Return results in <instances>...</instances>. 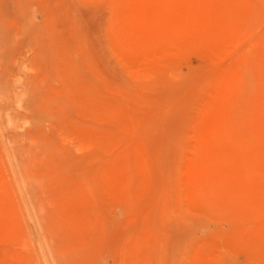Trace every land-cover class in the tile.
I'll list each match as a JSON object with an SVG mask.
<instances>
[{"label": "rangeland", "instance_id": "374dc122", "mask_svg": "<svg viewBox=\"0 0 264 264\" xmlns=\"http://www.w3.org/2000/svg\"><path fill=\"white\" fill-rule=\"evenodd\" d=\"M0 264H264V0H0Z\"/></svg>", "mask_w": 264, "mask_h": 264}]
</instances>
